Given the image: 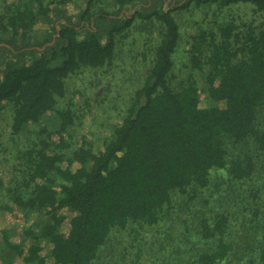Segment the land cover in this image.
I'll use <instances>...</instances> for the list:
<instances>
[{"label": "trees", "instance_id": "obj_1", "mask_svg": "<svg viewBox=\"0 0 264 264\" xmlns=\"http://www.w3.org/2000/svg\"><path fill=\"white\" fill-rule=\"evenodd\" d=\"M97 1L0 0V114L13 141L33 134L0 211L43 215L26 251L5 230L6 245L25 264H264V0ZM143 35L149 70L97 148L67 79ZM217 177L229 209L210 205Z\"/></svg>", "mask_w": 264, "mask_h": 264}, {"label": "rangeland", "instance_id": "obj_2", "mask_svg": "<svg viewBox=\"0 0 264 264\" xmlns=\"http://www.w3.org/2000/svg\"><path fill=\"white\" fill-rule=\"evenodd\" d=\"M173 1V0H168ZM97 5L112 9L113 0H98ZM69 13H78L79 8L70 5ZM213 17V16H212ZM195 18L199 21L202 16ZM187 19L182 24V29L185 34L191 31L192 22ZM209 20V19H208ZM191 26V27H190ZM144 35L134 45H121L117 48L115 61L109 69L96 74L77 73L67 79L68 84V99L73 101V108L76 110L79 121L74 127L78 137L85 135L92 141L97 148L103 144V140L108 137L114 126L122 120L124 112L127 108L130 97L134 90L141 84L147 71L149 70L150 52L152 42L144 44ZM1 45V44H0ZM130 46V47H129ZM148 56V59L144 58ZM189 62L186 54L181 51V56L177 57V66L175 69L174 81H180L181 78H187L189 68L186 66ZM4 66L0 64V69ZM203 102L206 103V96L203 95ZM32 133L29 131L23 132L20 136H16L19 142L13 141L10 132V113L4 111L0 114V182L5 183L12 178L13 174L19 172L16 166L19 165L17 152L19 148H23L28 144ZM6 184V183H5ZM208 192H216V198L211 200L210 205L216 204L217 207L223 205L229 209L233 206L234 200L228 198L219 203V177L214 178L211 186L207 189ZM3 193L0 192V197ZM74 213L69 212L66 219L67 226L70 224V219ZM198 211L195 212L196 215ZM181 221V220H179ZM43 222L41 213L33 212L30 215H24L20 208L16 207L13 214L0 211V264H25L23 256L16 254L14 249L8 247L4 241V231L9 232L10 241L13 244H20L24 251L27 250L32 239L26 235L25 227L40 225ZM156 230V229H154ZM175 238L171 240V245ZM43 253L49 254L51 244L42 242ZM174 246V245H173Z\"/></svg>", "mask_w": 264, "mask_h": 264}]
</instances>
